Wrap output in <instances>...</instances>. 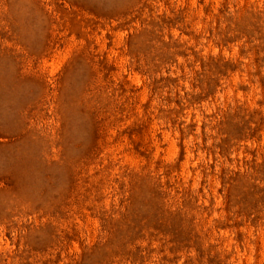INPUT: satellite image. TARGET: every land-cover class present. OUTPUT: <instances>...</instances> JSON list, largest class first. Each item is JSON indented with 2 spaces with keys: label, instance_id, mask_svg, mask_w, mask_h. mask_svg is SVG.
Returning <instances> with one entry per match:
<instances>
[{
  "label": "rangeland",
  "instance_id": "rangeland-1",
  "mask_svg": "<svg viewBox=\"0 0 264 264\" xmlns=\"http://www.w3.org/2000/svg\"><path fill=\"white\" fill-rule=\"evenodd\" d=\"M0 264H264V0H0Z\"/></svg>",
  "mask_w": 264,
  "mask_h": 264
}]
</instances>
